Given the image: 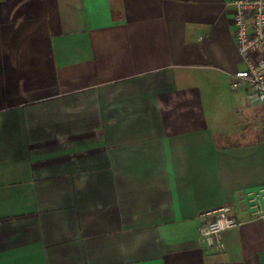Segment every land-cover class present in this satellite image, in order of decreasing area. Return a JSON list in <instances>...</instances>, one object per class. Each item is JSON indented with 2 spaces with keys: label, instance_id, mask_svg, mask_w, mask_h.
Masks as SVG:
<instances>
[{
  "label": "crops",
  "instance_id": "crops-1",
  "mask_svg": "<svg viewBox=\"0 0 264 264\" xmlns=\"http://www.w3.org/2000/svg\"><path fill=\"white\" fill-rule=\"evenodd\" d=\"M234 1L0 0V264H264Z\"/></svg>",
  "mask_w": 264,
  "mask_h": 264
},
{
  "label": "built area",
  "instance_id": "built-area-1",
  "mask_svg": "<svg viewBox=\"0 0 264 264\" xmlns=\"http://www.w3.org/2000/svg\"><path fill=\"white\" fill-rule=\"evenodd\" d=\"M235 41L245 67L234 71L230 88L235 91L247 86L250 104L264 106V0L234 1ZM264 139V127L262 129ZM255 212L264 219V203L259 195L254 198ZM229 205L207 210V220L201 226V238L216 251L225 248L223 232L240 224Z\"/></svg>",
  "mask_w": 264,
  "mask_h": 264
},
{
  "label": "rangeland",
  "instance_id": "rangeland-1",
  "mask_svg": "<svg viewBox=\"0 0 264 264\" xmlns=\"http://www.w3.org/2000/svg\"><path fill=\"white\" fill-rule=\"evenodd\" d=\"M229 94H231L230 92H228Z\"/></svg>",
  "mask_w": 264,
  "mask_h": 264
}]
</instances>
